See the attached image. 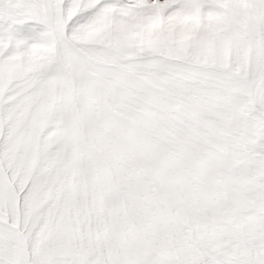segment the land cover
<instances>
[{
	"label": "snow or ice",
	"instance_id": "6c2138e0",
	"mask_svg": "<svg viewBox=\"0 0 264 264\" xmlns=\"http://www.w3.org/2000/svg\"><path fill=\"white\" fill-rule=\"evenodd\" d=\"M0 264H264V0H0Z\"/></svg>",
	"mask_w": 264,
	"mask_h": 264
}]
</instances>
